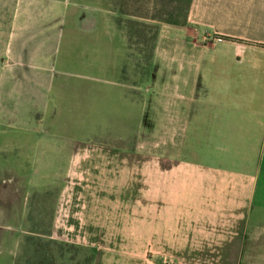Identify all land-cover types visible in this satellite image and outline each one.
<instances>
[{
	"label": "crops",
	"instance_id": "0c3cea01",
	"mask_svg": "<svg viewBox=\"0 0 264 264\" xmlns=\"http://www.w3.org/2000/svg\"><path fill=\"white\" fill-rule=\"evenodd\" d=\"M119 20L114 0H0V264L35 206L94 264H264V0L146 22L148 67Z\"/></svg>",
	"mask_w": 264,
	"mask_h": 264
},
{
	"label": "trees",
	"instance_id": "16d2710c",
	"mask_svg": "<svg viewBox=\"0 0 264 264\" xmlns=\"http://www.w3.org/2000/svg\"><path fill=\"white\" fill-rule=\"evenodd\" d=\"M153 3L141 20L152 21L158 24L186 26L194 0H148ZM117 7V0H114ZM124 21L121 17L119 23L124 27L133 46H140L142 60L148 67L155 48L159 33L158 25ZM37 198V195H34ZM39 222L34 218V210H30L25 220V229L29 230L24 238L18 264H94L96 254L91 249L74 244L59 242L52 238L51 222L40 229Z\"/></svg>",
	"mask_w": 264,
	"mask_h": 264
},
{
	"label": "rangeland",
	"instance_id": "374dc122",
	"mask_svg": "<svg viewBox=\"0 0 264 264\" xmlns=\"http://www.w3.org/2000/svg\"><path fill=\"white\" fill-rule=\"evenodd\" d=\"M117 7H116V12L118 13L119 17H121L124 21H135V22H146L144 20H141L140 17H144L147 14H150L149 9H151L153 7V3L149 2L148 0H117ZM143 141L145 142L146 145H148L147 142V138L143 139ZM142 141V143H143ZM2 178H6V175L3 176ZM11 192L15 193L14 188H9V191L7 193H3V199H8L9 197H11ZM16 194V193H15ZM2 203V202H1ZM16 205V207L19 209L20 208V202L14 203V206ZM36 205V204H35ZM46 211H44V209L38 208V206H35L34 209V218L37 219V221L39 222V227L40 229H44V227H46L50 220V215L47 214ZM11 218H7L5 219V221L8 222H12ZM27 235V233L25 234V236ZM24 236V238H25ZM82 247V246H81ZM86 248V247H85ZM88 249V248H86ZM96 253L95 250H92ZM122 254L124 255H128V253H133L132 250L129 251H120ZM137 252V254L139 253L138 251H135V253ZM140 255L143 257H153V256H157L159 257L160 255L157 254L155 255V253H151L150 251L147 250H140Z\"/></svg>",
	"mask_w": 264,
	"mask_h": 264
}]
</instances>
